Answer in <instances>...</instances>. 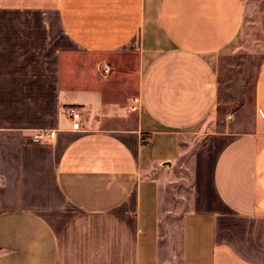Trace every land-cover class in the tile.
Here are the masks:
<instances>
[{
	"label": "crops",
	"instance_id": "1",
	"mask_svg": "<svg viewBox=\"0 0 264 264\" xmlns=\"http://www.w3.org/2000/svg\"><path fill=\"white\" fill-rule=\"evenodd\" d=\"M256 1L0 0V264H264V61L211 120Z\"/></svg>",
	"mask_w": 264,
	"mask_h": 264
},
{
	"label": "rangeland",
	"instance_id": "2",
	"mask_svg": "<svg viewBox=\"0 0 264 264\" xmlns=\"http://www.w3.org/2000/svg\"><path fill=\"white\" fill-rule=\"evenodd\" d=\"M259 10L250 12L243 41L220 56L217 67V110L211 120L227 117L248 123L251 115L252 85L258 65L264 61V0H257ZM254 13V15H252ZM184 210L182 206H177Z\"/></svg>",
	"mask_w": 264,
	"mask_h": 264
},
{
	"label": "built area",
	"instance_id": "3",
	"mask_svg": "<svg viewBox=\"0 0 264 264\" xmlns=\"http://www.w3.org/2000/svg\"><path fill=\"white\" fill-rule=\"evenodd\" d=\"M99 71L102 75H105L109 72V68L107 66L100 67ZM137 105H138V99L136 97H131L129 109L132 111H135L137 109ZM66 115L68 116L70 120L71 129L79 130L81 115H80V112L78 111V108L73 105L68 106L66 108ZM54 133H55L54 130L38 131L30 137V141L31 142H49L53 138ZM0 136H1V131H0Z\"/></svg>",
	"mask_w": 264,
	"mask_h": 264
}]
</instances>
